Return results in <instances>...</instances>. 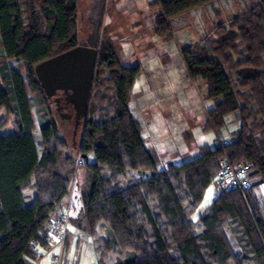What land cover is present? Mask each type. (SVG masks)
I'll use <instances>...</instances> for the list:
<instances>
[{
	"label": "trees",
	"instance_id": "obj_1",
	"mask_svg": "<svg viewBox=\"0 0 264 264\" xmlns=\"http://www.w3.org/2000/svg\"><path fill=\"white\" fill-rule=\"evenodd\" d=\"M209 1L153 0L156 33L171 38L172 17ZM86 5L0 0V109L16 119L15 131L0 135V264H31L39 256L36 244L50 249L53 243L50 223L69 194L78 161L71 153L61 157L68 141L35 66L79 44ZM213 34L180 47L187 74L206 84L205 97L214 103L206 131L223 128L229 113L238 112L241 125L226 143L201 146V155L160 167L161 156L147 145L129 104L141 66L124 64L101 33L91 98L73 145L85 175L67 234L71 224L94 237L98 262L113 253L115 264H264V201L256 186H218L193 219L224 157L252 164L264 183V7L242 12ZM11 59L22 62L23 73ZM75 129L73 122L74 136ZM90 153L94 161L86 162Z\"/></svg>",
	"mask_w": 264,
	"mask_h": 264
},
{
	"label": "rangeland",
	"instance_id": "obj_2",
	"mask_svg": "<svg viewBox=\"0 0 264 264\" xmlns=\"http://www.w3.org/2000/svg\"><path fill=\"white\" fill-rule=\"evenodd\" d=\"M152 2L153 0H108L102 36L110 38L114 43L124 64L141 66V75L134 85L129 104L134 115L140 120L142 129L159 131V135L154 134L158 136V139H155L156 143L164 139L163 147L155 146L162 160L160 167H164L168 163L177 165L201 155L202 144H208L214 149L222 141L230 140L233 132L238 130V123L241 124V120L237 117L238 112L229 113L225 118V125L220 130L204 129L207 110L212 108L214 103L205 97L206 84L202 81H193L187 74L186 64L175 36L177 28L170 24L172 36L168 39L156 33L158 10L153 7ZM180 25L182 22H179ZM213 35L212 33L211 37ZM9 64L23 73L20 60L11 59ZM29 97L33 99L30 92ZM32 111L38 136L37 144L41 148L39 116L35 106L32 107ZM56 116L68 141V147L62 150L61 157L65 158L66 154L71 153L74 162L78 161L74 164L75 170L69 194L56 215L58 217L66 213L70 219L73 213V199L78 191L77 187L83 181L85 168L81 166L82 158L78 150L73 149V145L78 144L80 134L73 135V124L70 131L65 130L63 118L57 113ZM15 120L12 113L1 108L0 135L13 133ZM187 133L190 135L189 139L186 137ZM85 160L94 161L93 153H90ZM261 184L255 185V191L264 201V183ZM218 186L217 182H213L206 190L202 203L193 214L195 221L219 192ZM25 193L33 200V191L27 189ZM99 235L105 236V232L102 231ZM66 239L64 243L58 244L53 241L50 249L38 247L39 251L47 256L45 259L47 264H52L56 254L61 256L60 264L116 263V256L113 253L98 262L94 237L78 231L71 224L67 241Z\"/></svg>",
	"mask_w": 264,
	"mask_h": 264
},
{
	"label": "water",
	"instance_id": "obj_3",
	"mask_svg": "<svg viewBox=\"0 0 264 264\" xmlns=\"http://www.w3.org/2000/svg\"><path fill=\"white\" fill-rule=\"evenodd\" d=\"M229 1L230 3H227V0H211L172 17L169 23L177 28L175 36L181 46L198 43L207 37L208 33L203 30L205 18L224 16L233 5L242 3V0ZM261 2L264 5V0ZM107 3L108 0H87L81 15L84 28L79 44L35 66L36 75L47 96L56 102L63 100L73 109L68 117L75 123V135L87 114L91 98ZM184 18H188L189 21L179 26V22ZM202 33L205 36H202Z\"/></svg>",
	"mask_w": 264,
	"mask_h": 264
},
{
	"label": "built area",
	"instance_id": "obj_4",
	"mask_svg": "<svg viewBox=\"0 0 264 264\" xmlns=\"http://www.w3.org/2000/svg\"><path fill=\"white\" fill-rule=\"evenodd\" d=\"M227 141H224L226 143ZM219 187L228 189L233 187H247L262 185V179L259 177L256 169L252 164L233 161L228 157H224L221 160L220 168L216 177ZM69 230V216L64 213L56 218H53L50 227L49 234L56 244L64 243ZM39 245L34 246L36 253H39ZM61 256L56 254L52 259V264H60Z\"/></svg>",
	"mask_w": 264,
	"mask_h": 264
},
{
	"label": "flooded vegetation",
	"instance_id": "obj_5",
	"mask_svg": "<svg viewBox=\"0 0 264 264\" xmlns=\"http://www.w3.org/2000/svg\"><path fill=\"white\" fill-rule=\"evenodd\" d=\"M227 3H230V1L227 0ZM258 5H261L262 7H264L261 0H242L241 4L236 3L235 5L232 6L231 9L226 11L224 13V16L217 15L214 19H206L205 18L203 30H205L208 33L207 38H208V36L209 37L211 36V34L214 32V30L218 26L226 24L229 20L236 18L242 12L249 11ZM201 35L203 36L205 34L202 33ZM201 41H204V40H200L199 42H201ZM195 44H197V43H195ZM195 44H192V45H195ZM192 45H188V46H192ZM51 102H52L53 106L55 107L56 113L59 114L61 116V118H63L62 122H64L65 130L70 131L71 130V124H73V119L68 117V114L71 113L70 112L71 111L70 105L69 106L66 105L63 100L60 102H56V101L51 100ZM63 111H65V112H63Z\"/></svg>",
	"mask_w": 264,
	"mask_h": 264
},
{
	"label": "crops",
	"instance_id": "obj_6",
	"mask_svg": "<svg viewBox=\"0 0 264 264\" xmlns=\"http://www.w3.org/2000/svg\"><path fill=\"white\" fill-rule=\"evenodd\" d=\"M187 21H189V19L188 18H184L183 20H181L180 22H182V23H187ZM177 39V38H176ZM178 41V40H177ZM179 42V41H178ZM180 47H182L181 46V44L179 43V48ZM200 87V86H199ZM199 87H197V92H198V88ZM198 94H199V92H198ZM200 96V95H199ZM240 123H238V126L240 127ZM144 131H143V135H144V137H145V139H146V142H147V145H149V146H152V147H154V148H156L155 146L156 145H158V146H161L162 145V147L164 146V139L162 138V142H159V143H156L157 141H155V139H158V136H155L154 134L156 133V134H158L159 135V131H155V130H153V129H143ZM224 141H227V140H224ZM204 145H207V144H204ZM203 144L201 145V146H204ZM200 146V147H201ZM158 150V149H157ZM135 174H136V172H135ZM41 251V250H40ZM39 251V256H37V258L36 259H34L33 261H32V263L31 264H47L46 262H45V259L47 258V256L44 254V253H41ZM49 263V262H48Z\"/></svg>",
	"mask_w": 264,
	"mask_h": 264
}]
</instances>
